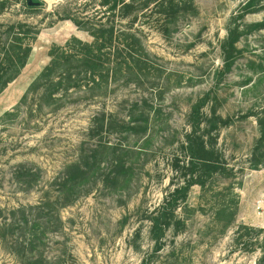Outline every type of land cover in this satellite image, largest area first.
<instances>
[{
    "label": "rangeland",
    "instance_id": "374dc122",
    "mask_svg": "<svg viewBox=\"0 0 264 264\" xmlns=\"http://www.w3.org/2000/svg\"><path fill=\"white\" fill-rule=\"evenodd\" d=\"M66 3L73 16L98 18L99 0H44L33 15L14 7L0 18L26 19L40 28L28 62L0 93V208L7 217L20 206L42 205L44 214L56 209L60 219L24 257L12 251L16 233L0 239V264H257L264 246V0H194V12L179 16L168 34L145 26L155 65L137 84L111 82L97 99L74 93L41 109L33 95L20 104L54 47L74 37L90 40L71 20H58ZM141 98L160 114L151 117L153 137L140 151L141 140L129 132L87 134L97 111L120 124ZM201 98L202 121L213 112L228 121L211 133L221 169L172 208L181 223L171 218L158 244L147 217L181 182V169L177 174L172 164L185 158L180 145ZM101 138L119 147L116 156L107 150L77 199L60 206L57 183L66 167L90 156ZM114 159L133 168L116 185L109 180ZM22 171L35 174L29 183Z\"/></svg>",
    "mask_w": 264,
    "mask_h": 264
},
{
    "label": "trees",
    "instance_id": "16d2710c",
    "mask_svg": "<svg viewBox=\"0 0 264 264\" xmlns=\"http://www.w3.org/2000/svg\"><path fill=\"white\" fill-rule=\"evenodd\" d=\"M14 7H18L20 12L33 15L44 7V0H0V18ZM60 8L65 14L58 20H71L79 30L88 34L90 40L84 41L74 37L64 45L54 47L50 52L48 64L30 84L20 104L26 103L33 95L39 99L41 109L44 106L58 105V102L73 96L74 93L82 94L83 99H97L110 89L111 82H121L125 86L137 84L155 65L145 46V26L157 29L164 35L168 34L170 24L179 16L188 11L194 12V0H99L95 12L98 18L94 16L91 19L71 15L67 3ZM39 32V26L26 19L0 20V93L18 77L28 62L32 44ZM230 65L228 61L226 68L229 69ZM205 103L206 98H201L192 106L188 122L189 131L185 133L180 145L185 158L181 160L177 156L172 164V170L175 172L181 169L177 177L181 182L167 195L166 203L147 217L151 222L153 238L158 244H161L159 235L163 233L164 227L171 224V218L175 219L177 225L181 223L172 208L177 207L178 201L187 196L192 186H203L205 177L221 169L222 162L211 147L214 142L211 133L214 129L227 125L228 121L216 116L215 112L212 113V119L202 121L201 111ZM159 111L153 108L151 100L141 98L132 103L127 121L118 124L110 119L112 114L100 110L92 116L87 134L94 138L103 130L113 128L129 132L141 140L137 148L140 151L152 140L150 131L153 127L152 124L150 126V119H157ZM118 148L117 145L104 142L101 138L96 147L92 148L90 156H82L67 166L65 176L57 183L58 198L63 201L60 206L76 200L81 187L89 183L91 175L105 161L103 158H106V151L112 150L116 156ZM137 149L132 152L137 153ZM102 152L103 155H100ZM111 163V183L116 185L125 181V177L133 169L132 164L121 159H114ZM19 174L26 183L35 175L31 171H22ZM32 181L34 182V179ZM44 204L48 205V202ZM41 208L42 205L28 208L20 206L10 210L7 217L4 215V209L0 208V239L5 241L9 235L16 233L19 241L17 238L12 248L16 254L24 257L27 250L34 248L36 242L44 238L52 224L55 223V229L58 227V211L53 209V212L50 210L44 214L45 210ZM260 251L257 264H264L263 245ZM23 261L20 264L37 263V260Z\"/></svg>",
    "mask_w": 264,
    "mask_h": 264
}]
</instances>
